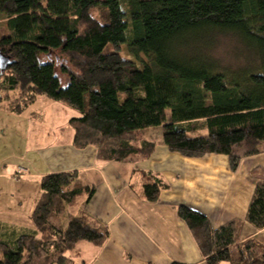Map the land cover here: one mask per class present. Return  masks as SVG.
<instances>
[{
	"label": "trees",
	"instance_id": "16d2710c",
	"mask_svg": "<svg viewBox=\"0 0 264 264\" xmlns=\"http://www.w3.org/2000/svg\"><path fill=\"white\" fill-rule=\"evenodd\" d=\"M0 15V55L9 60L0 92L25 93L13 106L0 97V109L21 114L42 95L78 111L60 131L74 148L94 147L101 161L138 163L160 143L185 158L227 156L232 172L264 152V0H0ZM226 34L253 52V65L226 72L197 52ZM122 45L141 68L120 55ZM184 125L207 133L189 137ZM156 128L158 143L131 138ZM251 174L256 184L245 222L260 231L264 170ZM165 187L157 176L141 179L148 202ZM39 190L34 231L7 241L0 230V264H74L81 243L103 245L108 231L76 216L95 191L80 173L46 175ZM177 216L206 264H264L263 244L237 242L238 223L213 229L182 205Z\"/></svg>",
	"mask_w": 264,
	"mask_h": 264
},
{
	"label": "crops",
	"instance_id": "0c3cea01",
	"mask_svg": "<svg viewBox=\"0 0 264 264\" xmlns=\"http://www.w3.org/2000/svg\"><path fill=\"white\" fill-rule=\"evenodd\" d=\"M67 122L55 123L50 133L34 144L42 170L36 177L80 173L95 191L76 216L87 217L108 231L100 247L81 243L74 264H206L177 216L181 205L207 217L213 229L238 223V243L256 240L264 245V229L255 230L245 222L256 184L251 172L264 170V152L243 158L235 172L230 170L227 156L185 158L161 145L142 162H106L97 158L96 148L76 149L71 137L61 136ZM146 175L157 176L166 186L157 202L143 197L141 179ZM1 228V237L11 241L34 231L31 224Z\"/></svg>",
	"mask_w": 264,
	"mask_h": 264
},
{
	"label": "rangeland",
	"instance_id": "374dc122",
	"mask_svg": "<svg viewBox=\"0 0 264 264\" xmlns=\"http://www.w3.org/2000/svg\"><path fill=\"white\" fill-rule=\"evenodd\" d=\"M4 33H6L5 20L0 15V35ZM188 45H186L187 48L190 47ZM197 50L200 55L215 62L218 69L226 72L245 69L255 62L253 52L248 50L236 37L229 34L215 35L210 42L197 46ZM118 51L123 58L133 61L136 67L141 68L138 59L128 52L125 45H122ZM193 51L194 48L191 46L185 52L192 54ZM140 58L144 60L143 56ZM66 83V80H61V86H65ZM23 95L25 93L18 90L10 92L8 95L5 92H0V97L6 98L4 104L8 106H13L15 100L20 99ZM77 117H80L78 111L51 101L42 95L37 98L34 105L21 114L0 109L1 227L4 225L6 228L9 226L15 229L18 226L32 225L31 213L35 207L33 205L39 201L41 196L38 183L40 179L36 177L41 170V164L34 144L39 142L38 139L41 136L49 134L53 126L56 125L55 123H65V121ZM184 128L189 137L203 136L207 133V130L202 127L192 129L190 126L184 125ZM161 135L162 129L156 128L134 133L131 138L139 143L143 139L158 143L161 140ZM261 148L264 149V145Z\"/></svg>",
	"mask_w": 264,
	"mask_h": 264
},
{
	"label": "water",
	"instance_id": "95a60500",
	"mask_svg": "<svg viewBox=\"0 0 264 264\" xmlns=\"http://www.w3.org/2000/svg\"><path fill=\"white\" fill-rule=\"evenodd\" d=\"M9 60L8 58H4L0 55V70L3 71L6 68V65L8 64Z\"/></svg>",
	"mask_w": 264,
	"mask_h": 264
}]
</instances>
